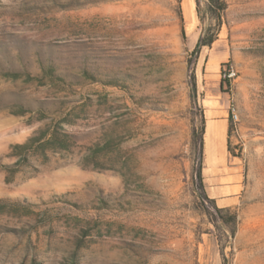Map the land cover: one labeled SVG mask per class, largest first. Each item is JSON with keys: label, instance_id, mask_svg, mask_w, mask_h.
I'll return each instance as SVG.
<instances>
[{"label": "rangeland", "instance_id": "obj_1", "mask_svg": "<svg viewBox=\"0 0 264 264\" xmlns=\"http://www.w3.org/2000/svg\"><path fill=\"white\" fill-rule=\"evenodd\" d=\"M199 1L0 0V264H264V0Z\"/></svg>", "mask_w": 264, "mask_h": 264}, {"label": "trees", "instance_id": "obj_2", "mask_svg": "<svg viewBox=\"0 0 264 264\" xmlns=\"http://www.w3.org/2000/svg\"><path fill=\"white\" fill-rule=\"evenodd\" d=\"M207 6L209 7V10L211 12H214V15H212V22L209 24L207 27V32H203L201 36L199 37L192 54H199L202 47L205 45H211L216 39H217V31L220 29L222 26V17L226 11L227 8V3L225 0H208ZM197 12L200 13V1L198 0V6H197ZM227 83V85H231V80L229 79H222V84ZM195 86V84H194ZM232 121L229 126V132L232 130ZM34 137L30 138L28 142H25L23 144H20L19 147H27L31 144L32 140ZM201 146H203V140L201 137ZM199 175L201 177V174L199 172ZM232 221L236 225L237 223V214L234 213L232 217ZM235 233V228L232 231Z\"/></svg>", "mask_w": 264, "mask_h": 264}, {"label": "built area", "instance_id": "obj_3", "mask_svg": "<svg viewBox=\"0 0 264 264\" xmlns=\"http://www.w3.org/2000/svg\"><path fill=\"white\" fill-rule=\"evenodd\" d=\"M237 76V69L234 64L227 63L223 70V77L229 80H233Z\"/></svg>", "mask_w": 264, "mask_h": 264}, {"label": "bare ground", "instance_id": "obj_4", "mask_svg": "<svg viewBox=\"0 0 264 264\" xmlns=\"http://www.w3.org/2000/svg\"><path fill=\"white\" fill-rule=\"evenodd\" d=\"M193 4H194L193 0H187V2H186V5L188 6V9H189V13L191 15L193 13Z\"/></svg>", "mask_w": 264, "mask_h": 264}]
</instances>
